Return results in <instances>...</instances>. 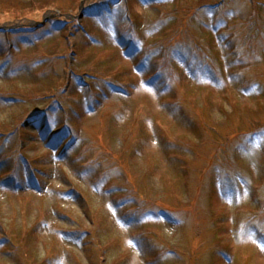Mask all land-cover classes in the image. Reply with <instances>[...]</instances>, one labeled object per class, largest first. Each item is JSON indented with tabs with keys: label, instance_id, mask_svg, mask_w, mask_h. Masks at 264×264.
Wrapping results in <instances>:
<instances>
[{
	"label": "rangeland",
	"instance_id": "374dc122",
	"mask_svg": "<svg viewBox=\"0 0 264 264\" xmlns=\"http://www.w3.org/2000/svg\"><path fill=\"white\" fill-rule=\"evenodd\" d=\"M0 264H264V0H0Z\"/></svg>",
	"mask_w": 264,
	"mask_h": 264
},
{
	"label": "trees",
	"instance_id": "16d2710c",
	"mask_svg": "<svg viewBox=\"0 0 264 264\" xmlns=\"http://www.w3.org/2000/svg\"><path fill=\"white\" fill-rule=\"evenodd\" d=\"M105 6V5H104ZM214 6H216V5H214ZM108 15H112L111 13H109ZM113 16H115V15H113ZM113 16H111V17H113ZM120 17H122V19L125 21H128V19H133L131 16H130V14L129 13H127V18L128 19H125L122 15L120 16ZM92 18V17H91ZM115 19H117V18H119L118 16H115L114 17ZM93 19H94V17H93ZM97 19V18H96ZM116 21V20H115ZM134 31V29H132V32ZM130 44V46H134V44H133V42L132 43H129ZM130 46H129V48H130ZM139 48L141 47V45L140 46H138ZM139 48H136L135 50L133 49V47H131L130 49H132V51L134 50L135 51V53L139 50ZM129 49V50H130ZM134 53V54H135ZM144 53V58L145 57H148V56H152V57H157V58H159L158 56V54H154V53H152V52H147V51H145L144 50V48L141 50V54H143ZM146 64H148V63H146ZM143 67V66H142ZM143 68H145V67H143ZM193 71H194V73H195V69H193ZM156 80V79H155ZM115 83L117 84V85H119L118 84V82H116L115 81ZM121 83V82H120ZM165 85V84H164ZM166 86V85H165ZM246 91H248V89H245ZM177 106V105H176ZM181 110H182V108H180ZM182 113H183V115H182V117L180 116L181 115V113L179 112V111H177L176 113H175V115L174 116H180V118H187V116L184 114V111L182 110L181 111ZM45 127V130H44V132H45V134H49V132H50V130L49 129H51V126L49 125V124H47V125H45L44 126ZM71 128V127H70ZM72 131H73V129H72ZM74 132V131H73ZM44 135V134H43ZM65 135V132L63 133V132H61V133H58V134H56L55 136H51V135H45V136H43V137H45V138H47V139H50L51 141H53L54 143H57V144H60V143H62V145H64V146H69V145H71V144H73V142L75 141V138H74V135L72 134V135H70V136H64ZM55 137V138H54ZM90 167H94V166H92V165H90ZM86 169H88V167L86 168Z\"/></svg>",
	"mask_w": 264,
	"mask_h": 264
}]
</instances>
